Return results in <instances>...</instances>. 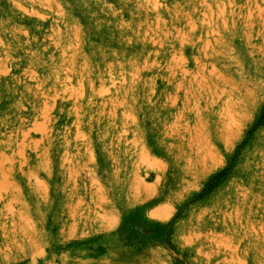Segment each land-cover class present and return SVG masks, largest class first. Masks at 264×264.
Wrapping results in <instances>:
<instances>
[{
	"label": "rangeland",
	"instance_id": "1",
	"mask_svg": "<svg viewBox=\"0 0 264 264\" xmlns=\"http://www.w3.org/2000/svg\"><path fill=\"white\" fill-rule=\"evenodd\" d=\"M0 264H264V0H0Z\"/></svg>",
	"mask_w": 264,
	"mask_h": 264
},
{
	"label": "bare ground",
	"instance_id": "2",
	"mask_svg": "<svg viewBox=\"0 0 264 264\" xmlns=\"http://www.w3.org/2000/svg\"><path fill=\"white\" fill-rule=\"evenodd\" d=\"M85 151V150H84ZM58 155V154H57ZM78 155V154H77ZM87 173V172H86ZM56 176V175H55ZM56 178V177H55ZM29 179V178H28Z\"/></svg>",
	"mask_w": 264,
	"mask_h": 264
}]
</instances>
